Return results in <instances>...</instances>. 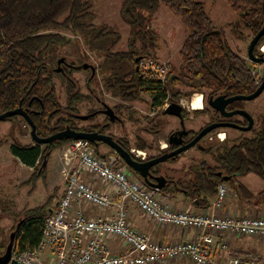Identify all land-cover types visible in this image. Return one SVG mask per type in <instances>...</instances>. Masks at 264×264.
<instances>
[{
    "label": "trees",
    "instance_id": "obj_1",
    "mask_svg": "<svg viewBox=\"0 0 264 264\" xmlns=\"http://www.w3.org/2000/svg\"><path fill=\"white\" fill-rule=\"evenodd\" d=\"M224 1L235 13L241 27L249 33H257L264 24V0ZM161 2L182 21L188 31L179 49L180 66L176 68L168 64L169 72L164 80L158 79L151 71L142 70L139 61H135L137 57L157 59V33L151 24ZM120 14L131 28L129 49L112 51L110 44L113 43L104 46L103 39L117 33L113 28L102 27L97 30L94 27L91 23V5L87 0H0V114L21 107L34 123L38 137H48L67 126L76 130L83 129L75 125L79 115L78 105L91 96L81 91L73 76L79 70L78 65L67 66L60 63L59 67L63 71H56L57 62L54 67H50L47 62L52 48L68 45L72 41L62 31L85 37L92 54L103 57L98 65H92L93 72L102 76V89L120 100L112 107L117 115L131 109L129 103L142 100L145 94L150 98V107L156 108V114L160 115L165 114L163 106L166 102L178 101L181 97L189 98L193 92L202 93L203 100L207 103L211 95H248L258 87L248 60L229 44L202 1L122 0ZM93 32L94 35L91 36ZM263 42L264 35L257 44ZM56 74H62L65 78L66 104L61 103L56 93ZM182 85L187 89L183 90ZM208 108L206 104L192 112L200 115L208 113ZM87 115V120L94 119V110H90ZM15 118L24 120L20 116H12L6 120ZM145 119L149 128L155 130L154 117L146 115ZM117 121L118 119L107 117V126L93 122L84 126V130L99 128L100 132H104ZM192 133L196 132L192 130ZM70 140L72 139L62 138L45 144H22L14 140L11 143L12 155L32 168L30 176L24 181L31 185L30 191L34 190L39 179L45 178L52 152ZM115 140L130 152L131 146L127 138L116 137ZM7 142V137L0 136V145ZM135 144L140 149L153 147L152 143L139 138ZM197 147L210 154L211 160L202 159L197 164H190L182 177L164 174L161 170L163 163L150 168L153 176L166 178L165 185L157 188L160 193L167 196L181 194L196 201L199 207H206L216 195L223 176H228V180L224 182L228 183L237 196L256 205L264 203V188L252 193L237 180L238 176L249 172L264 180V114L258 125L250 131V135L226 137L205 147L199 141ZM160 151L149 158L159 155ZM133 157L140 160L134 155ZM121 161L124 162L122 159ZM129 169L143 181L135 171ZM174 170L171 169L173 172ZM150 180L154 182L151 178ZM50 200L17 212H10L9 202L6 204L1 201L0 218H12L15 222L12 248L25 251L37 247L42 238L43 220L51 211L48 206ZM4 248V242H0V256L4 253Z\"/></svg>",
    "mask_w": 264,
    "mask_h": 264
},
{
    "label": "rangeland",
    "instance_id": "obj_2",
    "mask_svg": "<svg viewBox=\"0 0 264 264\" xmlns=\"http://www.w3.org/2000/svg\"><path fill=\"white\" fill-rule=\"evenodd\" d=\"M87 1H89L91 5V11L93 13L91 23L94 25V27L97 30L102 27H107V29L113 28L117 33L116 35H108L106 38H104V46L113 43L110 44L112 51H127L129 49L131 28L129 24L124 21L120 14L122 0ZM200 1L203 2L207 13L212 18L217 28L222 31L223 36L228 40L229 44L248 60V64L255 74L261 78L264 77V65L254 64L248 59L247 56V45L250 38L252 37V34L241 27L235 13L228 6V4L224 0ZM151 27L157 33L155 44V53L157 55V59L178 68L181 62L179 58V49L188 34L186 27L179 18L174 16L169 11L167 5L164 2L160 3L158 10L154 14ZM97 30H94V32L96 31V33H98ZM62 32L70 36L72 41L68 45L52 48L48 53L47 62L50 67H54L58 59L63 58L64 60L61 63L62 65L63 63L67 66L70 64H74L75 66L78 65L79 70L74 72L73 76L77 79L81 91L83 93L90 94L91 96L78 105V114L85 115L89 113L90 110L96 111L97 109L103 108V106L105 108V105H108L110 108H112L114 105L119 103L120 100L118 98L111 96L108 92L102 89V76L97 72H93L91 69L92 65H98L103 57L99 58L97 55L92 54V49L87 44V39L85 37L72 34L67 31ZM94 32L91 33V36L94 35ZM258 50L264 51V42L259 46ZM60 71H63L62 68H60ZM54 82L56 93L59 96L61 103L66 104L64 76L62 74H56L54 77ZM181 88L183 90L187 89V87L183 85ZM196 94H199V92H193L189 98L181 97L179 100L188 110V118L186 120L189 121L185 122V126L186 128H191L194 130H198L209 120V115L206 113L200 115L193 114L192 111L195 108L191 106L190 101L191 97ZM199 98L200 95L198 99ZM149 101V96L145 94L142 100L129 103L131 105V109L122 111L121 115L116 114L118 121L112 124L106 131L110 132L114 137L127 138L131 146L130 149H140L137 148L135 144L138 138L143 139L147 143H152V148L140 149L146 152V156L155 155L157 154L158 150L165 149V147L162 146L164 144L166 145L169 132L179 127L178 118L169 114L157 115L153 112L154 108L150 107ZM245 103L247 108L256 114V117H258V115L261 113H264V90L258 97L253 100L246 101ZM206 104L207 103L203 100L201 107H204ZM146 115H153L155 128L157 130H152L149 128L145 119ZM105 120V114L97 112L94 119L87 120L77 118L75 125L77 127H81L93 122L104 123ZM1 125L5 127L7 126L4 130L5 133L2 134L7 137L8 141L11 140V135H18L17 138L22 142H34L30 136V127L24 120L18 118L13 120H4L0 121V126ZM216 133H220L223 136L222 139L217 137ZM239 135H250V131L240 132L234 128H220L212 133H209L200 142V145L203 147L209 146L214 144L215 140L218 142L222 141L226 137L233 138ZM210 137H212V139H210ZM70 142L71 140L57 147L52 152L50 164L51 161H55L56 164L53 166L51 164L46 167L45 178L38 180V184L35 186L36 188L33 191H30V184L24 183V181H26L30 176L32 170H29L23 166H20V168L17 164V161H9L7 158V153L5 154L1 152L2 165H0V201H5L6 204L9 202L8 209L10 212H17L23 208H31L41 205L45 203L47 199H51L48 205L50 209L55 208L64 186L62 171L64 170L63 168H65L66 159L68 158L70 160L69 166L72 168H77L80 163L76 155L68 153V155L65 156ZM98 154H104V158L106 159L116 155L114 150L105 144H100L98 146ZM202 159L211 160V156L210 154L202 152L197 146H195L188 149L187 151L182 152L174 162H163L161 170L164 172V174L182 177L186 174L183 172L186 171V168L190 164H197ZM56 165L60 166L57 173L55 172L57 169ZM127 168L129 169L128 166ZM171 169H175V173L171 171ZM128 171L133 178L138 177L134 172H131L130 169ZM84 179L88 182H95L94 177H92L89 173L84 175ZM237 180L253 192H258L264 187V180L253 172L238 176ZM226 184L228 186L229 194V191L231 192L232 188L228 185V183ZM98 185H100L99 182H96V186ZM237 197L241 199L239 196ZM169 204L175 209L179 208L177 205H173L172 203ZM76 208L91 215L102 214L98 208L85 203L76 204ZM128 213L129 220L134 227L147 232L152 236L155 235L157 229L161 228V226H157L147 219L145 215H142L138 209H136L131 204H128ZM260 216L264 217V215ZM14 225V219L8 217L0 218V242H4L5 246L9 242V236L14 228ZM169 233L171 235L175 234L176 239H174V241L186 239L184 235H186L187 232L177 226H172V228L169 230ZM153 237L156 239L155 236ZM220 237L224 238L227 243V250L225 251L226 254L241 255L245 259H250V261L254 260V262L252 261L251 264H264V237L232 234L223 235Z\"/></svg>",
    "mask_w": 264,
    "mask_h": 264
},
{
    "label": "built area",
    "instance_id": "obj_3",
    "mask_svg": "<svg viewBox=\"0 0 264 264\" xmlns=\"http://www.w3.org/2000/svg\"><path fill=\"white\" fill-rule=\"evenodd\" d=\"M142 70L151 71L160 80L169 72V65L152 57L143 58ZM256 77V83L261 77ZM202 95V94H201ZM192 99V98H191ZM169 104L166 102L164 108ZM217 137L222 139L220 133ZM165 146V144L163 145ZM76 155L79 166H69L67 158L62 171L64 186L55 208L43 220L42 238L37 247L11 250V264H251L241 255L226 254L223 235L264 237V217L248 215L222 216L207 212L171 208L158 189L148 187L133 178L118 155L106 159L98 155L86 139L71 140L65 156ZM130 153L140 160L146 152L132 148ZM89 173L95 182H88ZM98 181H97V180ZM96 182L103 188H98ZM228 196V186L218 184L212 202L222 207ZM85 203L102 211L89 216L76 210ZM128 204L157 226H177L188 239L162 241L137 229L129 220Z\"/></svg>",
    "mask_w": 264,
    "mask_h": 264
},
{
    "label": "water",
    "instance_id": "obj_4",
    "mask_svg": "<svg viewBox=\"0 0 264 264\" xmlns=\"http://www.w3.org/2000/svg\"><path fill=\"white\" fill-rule=\"evenodd\" d=\"M264 35V24L259 29V31L252 37L250 40L249 46H248V58L251 59L254 62L264 61V58L261 56L257 57L254 55V46L258 42L261 36ZM140 59V57L136 58V62ZM63 58H59L57 61L58 67L55 69L56 71H60V63L63 62ZM92 71H94V67L92 66ZM264 90V78L262 79L259 86L255 89L254 92L248 94V95H234L231 97L224 98L223 96H218L215 98H210L208 100V104L215 110L219 111L223 115L226 116H232L236 114L243 115L248 118L249 123L247 126H241L233 122H215L206 125L203 127L198 133L187 143L180 145L176 149L172 150L171 152H165L159 156L153 157L151 159L147 160H138L133 157V155L127 151L125 148H123L111 135L99 133L96 131L92 132H86V131H79L73 128H70L67 126L63 130L57 131L48 137H38L35 132V125L32 122L31 118L29 117L28 113L23 110L21 107L11 109L8 111H5L0 114V121H4L7 118H10L12 116H20L22 117L25 122L30 127V136L32 140L37 144H45V143H51L58 139H72V140H78V139H86L90 141L93 144H96L98 142H103L107 145H109L114 152L124 161V163L131 168L133 171H135L144 182L148 183L153 188H160L166 183V178L164 176H153L150 172V168L154 165L164 162L170 158H176L180 155L181 152H184L194 146L202 137L210 133L212 130L220 127H232L240 130H249L252 126L253 119L252 116L242 109H235L230 112L225 111V106L233 102L235 100H251L255 97H257L262 91ZM182 106L177 102H171L167 105V107L164 109L165 114H169L172 116H177L179 118L182 117ZM105 113L111 118V119H117L116 114L114 113L113 109L110 108L108 105H105ZM79 119H86L87 115H78ZM186 133V131H182L181 134ZM172 135H170V141ZM182 141L179 140L178 143H181ZM101 157H105L104 154H99ZM154 180L152 182L150 180ZM228 176H223L222 180L226 181L228 180ZM13 237H14V231L10 233L9 236V242L6 245L4 253L0 256V264H9L10 257H11V250L13 247Z\"/></svg>",
    "mask_w": 264,
    "mask_h": 264
},
{
    "label": "flooded vegetation",
    "instance_id": "obj_5",
    "mask_svg": "<svg viewBox=\"0 0 264 264\" xmlns=\"http://www.w3.org/2000/svg\"><path fill=\"white\" fill-rule=\"evenodd\" d=\"M256 34V33H255ZM255 34H252V37L255 35ZM252 37L250 38V40L252 39ZM250 40H249V42H248V45H247V52H248V46H249V43H250ZM259 41V40H258ZM258 43V42H257ZM256 43V45L254 46V50H253V52H254V55L255 56H257V57H259V56H261L262 58H264V51H259L258 49H259V46L262 44V43H260V44H257ZM247 56H248V54H247ZM143 58H140L138 61V64H139V66H140V62H141V60H142ZM249 59V58H248ZM250 61H252L251 59H249ZM254 64H262V65H264V61H259V62H254V61H252ZM264 77H262L261 78V81H262V79H263ZM261 83V82H260ZM259 83V84H260ZM259 84H258V86H259ZM261 94V93H260ZM259 94V95H260ZM238 95H244V94H238ZM258 95V96H259ZM218 96H223L224 98H227V97H231V96H225V95H216V96H209V98H208V100L212 97V98H215V97H218ZM232 96H234V95H232ZM257 96V97H258ZM202 98H203V95H202ZM256 98V97H255ZM255 98H253V99H255ZM181 99V98H180ZM179 99V100H180ZM253 99H251V100H253ZM174 101V102H177V103H179L181 106H182V117L181 118H179V117H177V116H174V117H176V118H178V121H179V127L178 128H175L174 130H171L170 132H169V134H168V140H167V143H166V145L165 146H162V147H165V149H163V150H161L160 151V154L159 155H161V154H163V153H165V152H171L172 150H174V149H176L177 147H179L180 145H182V144H185V143H187V142H189L197 133H198V131H200L203 127H205L206 125H208V124H211V123H215V122H233V123H236V124H238V125H241V126H247L248 125V123H249V120H248V118L247 117H245V116H243V115H240V114H236V115H232V116H226V115H223L222 113H220L219 111H217V110H215V109H213L209 104H208V100H207V106L209 107L208 109H209V112L208 113H206V114H208L209 115V120L202 126V127H200L198 130H194V129H191V128H186V126H185V122L186 121H189V120H186L187 118H188V110L182 105V103H181V101ZM203 101V100H202ZM246 101H250V100H235V101H233V102H230V103H228L226 106H225V111L226 112H230V111H232V110H235V109H242V110H245L246 112H248L251 116H252V119H253V123H252V126H251V128L249 129V130H240V129H236V128H234V129H236V130H238V131H240V132H247V131H251L252 129H254L255 128V126L256 125H258V123H259V119H260V117H261V115H263L264 113H261L260 115H258V117H256V114L255 113H253L249 108H247V106H246ZM169 103H171V102H169ZM203 103V102H202ZM244 103V104H243ZM167 107V106H166ZM165 107V108H166ZM164 108V106H163V109H165ZM202 108V107H201ZM200 108V109H201ZM113 109V108H112ZM155 111H157V109L156 108H154V113H156ZM97 112H101V113H103V114H105V117L107 118V117H109L106 113H105V108H104V106H103V108H101V109H97L96 111H94V114H96ZM115 113V112H114ZM87 115V114H86ZM149 116H153V115H149ZM87 118H88V115H87ZM86 118V119H87ZM100 125H103V126H107V122H104V123H99ZM110 127V126H109ZM79 128H83L82 130L81 129H79V131H86V132H92V131H96V132H99V133H104V134H108V135H111L114 139L116 138V137H114L110 132H106L107 131V129L106 130H104V132H100V130H99V128H96V129H92V128H89V130L87 131V130H84L86 127H84V126H81V127H79ZM220 128H230V129H232V127H220ZM220 128H216V129H214V130H212L210 133H212V132H214V131H216L217 129H220ZM192 130L193 131H195L196 133H192ZM182 131H186V133H183V134H181V132ZM209 134V133H208ZM217 134L218 133H216V136H217ZM170 135H172V137H171V140L172 141H170ZM206 137V135L204 136V137H202L199 141L201 142L204 138ZM210 139H212V137H210ZM179 140H181L182 142L181 143H178V141ZM198 141V142H199ZM198 142L194 145V146H192V147H195V146H197V144H198ZM93 144V143H92ZM100 144H105V143H103V142H98V143H96V144H93L94 145V147H95V151H96V153L98 154V146L100 145ZM105 145H107V144H105ZM107 146H109V145H107ZM110 147V146H109ZM191 147V148H192ZM96 148H97V150H96ZM111 148V147H110ZM190 149V148H189ZM187 151V150H186ZM182 153V152H181ZM180 153V154H181ZM99 155V154H98ZM159 155H157V156H159ZM156 157V156H155ZM178 157V156H177ZM177 157L176 158H170V159H168V160H166V161H164L165 163L166 162H169V161H171V160H176L177 159ZM147 159H151V158H149V156H147L146 157V159H144V160H147ZM161 163H163V162H161ZM164 173V172H163ZM20 225V223L18 224V226Z\"/></svg>",
    "mask_w": 264,
    "mask_h": 264
},
{
    "label": "crops",
    "instance_id": "obj_6",
    "mask_svg": "<svg viewBox=\"0 0 264 264\" xmlns=\"http://www.w3.org/2000/svg\"><path fill=\"white\" fill-rule=\"evenodd\" d=\"M6 127L3 126V125L0 126V136H2V137L5 136L3 134L5 133L4 130H5ZM17 136L18 135H11L10 136L11 137L10 141L0 145V165H2L1 164V152H2V153H5V154L7 153V158L9 159V161H12V160L17 161V164L19 165V167L23 166L25 168H28L29 170H32L31 167L23 164L18 158L13 156L11 151H10V145H11V143L14 140H18V142H20L22 144H29V142L20 141V139H18ZM50 157H49L47 166H49L51 164L53 166L54 164H56L55 161L54 162L51 161V164H50V160H51ZM56 167H57V169L55 170V172L57 173L59 168H60V166L56 165ZM65 167H68V165H65ZM12 173H13V171H12ZM37 184H38V181L36 183V186H37ZM97 187L98 188H103L101 185H98ZM35 188H34V190H35ZM229 190H230V188H229ZM248 190L250 192H252V193H257V192L251 191L250 189H248ZM36 191H37V189H36ZM162 197L165 199L166 203L171 208L175 209L169 203H172L173 205H177V207H179V208L176 209V210H191V211H196V212H207V213H213V214H218V215H222V216H227V215H253V216L256 215V216H260V215H264V203H259V204L256 205L254 202H252L250 200L239 199L237 197V195L234 193L233 190L231 192L229 191L228 198L225 201V203L223 204V206L222 207H217V208H214L212 206V202L214 200V197L210 199V203L206 207H199L197 205L196 201H191V200H189V199H187L184 196H181L179 194H175L173 196L163 195ZM0 203H1V201H0ZM8 206H9V204H8ZM0 207H1V204H0ZM76 210H78V208H76ZM98 210L100 212H102L100 209H98ZM84 213L86 215H89V216H94V215L88 214L86 212H84ZM171 228H172V226H169V225L162 226L160 229H157V231H156L157 234L155 233V235H153V236H155L156 239L162 240V241H174V239H176L175 238V234L171 235L169 233V230ZM192 236H193V232L192 231H189V232L186 233V235H184V237L186 239L191 238ZM177 238H179V237H177Z\"/></svg>",
    "mask_w": 264,
    "mask_h": 264
},
{
    "label": "bare ground",
    "instance_id": "obj_7",
    "mask_svg": "<svg viewBox=\"0 0 264 264\" xmlns=\"http://www.w3.org/2000/svg\"><path fill=\"white\" fill-rule=\"evenodd\" d=\"M200 95V98L198 99ZM191 101H190V104L191 106H193L195 109H200V107L202 106V95L199 93V94H196L194 95L193 97H191Z\"/></svg>",
    "mask_w": 264,
    "mask_h": 264
}]
</instances>
